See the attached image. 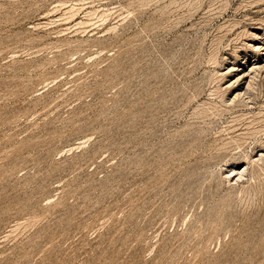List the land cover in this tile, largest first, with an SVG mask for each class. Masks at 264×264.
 <instances>
[{"label": "rangeland", "instance_id": "374dc122", "mask_svg": "<svg viewBox=\"0 0 264 264\" xmlns=\"http://www.w3.org/2000/svg\"><path fill=\"white\" fill-rule=\"evenodd\" d=\"M259 42L264 0H0V264H264Z\"/></svg>", "mask_w": 264, "mask_h": 264}, {"label": "bare ground", "instance_id": "6f19581e", "mask_svg": "<svg viewBox=\"0 0 264 264\" xmlns=\"http://www.w3.org/2000/svg\"><path fill=\"white\" fill-rule=\"evenodd\" d=\"M81 21H79L78 23H80ZM252 35V34H251ZM259 38V37H258ZM257 53L258 54H262V59L261 60H258L257 62H255V64H253V66L252 67H250L251 69V74H249V78H251L253 75V73H255V75H256V72L255 71H263L264 72V43L263 42H259V43H257ZM260 56V55H259ZM233 69V68H232ZM249 70V71H250ZM231 71V70H230ZM248 71V72H249ZM248 72L247 73H245L246 75L248 74ZM243 74V73H242ZM241 74V75H242ZM241 75L239 76L240 78H241ZM244 75V74H243ZM242 75V76H243ZM238 77V78H239ZM245 77V76H244ZM238 78H236V80H238ZM253 78V77H252ZM247 81V80H246ZM249 81V80H248ZM251 82H249V84H250ZM246 85L248 84L247 82L245 83ZM247 91V90H246ZM236 96V95H235ZM233 170V169H232ZM231 173V172H230ZM229 173V174H230Z\"/></svg>", "mask_w": 264, "mask_h": 264}]
</instances>
